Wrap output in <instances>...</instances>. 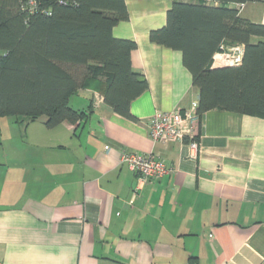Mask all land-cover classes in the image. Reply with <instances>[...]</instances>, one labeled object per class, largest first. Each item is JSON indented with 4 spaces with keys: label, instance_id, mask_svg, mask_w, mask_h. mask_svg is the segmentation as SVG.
<instances>
[{
    "label": "crops",
    "instance_id": "obj_1",
    "mask_svg": "<svg viewBox=\"0 0 264 264\" xmlns=\"http://www.w3.org/2000/svg\"><path fill=\"white\" fill-rule=\"evenodd\" d=\"M172 3L125 0L128 18L113 28L135 42L132 67L148 82L130 103L135 119L80 89L71 106L90 104L85 121H30V147L0 159V264H264V117L202 113L195 156L186 142L149 135L156 111L198 107L182 53L150 40ZM229 5L264 23V1ZM123 151L152 153L172 171L143 182Z\"/></svg>",
    "mask_w": 264,
    "mask_h": 264
},
{
    "label": "trees",
    "instance_id": "obj_2",
    "mask_svg": "<svg viewBox=\"0 0 264 264\" xmlns=\"http://www.w3.org/2000/svg\"><path fill=\"white\" fill-rule=\"evenodd\" d=\"M0 0V116L45 125L87 119L70 105L78 90L101 92L112 111L135 119L130 103L148 88L131 63L135 42L113 35L128 18L125 0ZM173 0L166 23L150 40L179 50L198 88L197 113L226 110L264 117V23L240 16L238 6L264 0ZM243 45L241 61L212 67L214 55Z\"/></svg>",
    "mask_w": 264,
    "mask_h": 264
},
{
    "label": "built area",
    "instance_id": "obj_3",
    "mask_svg": "<svg viewBox=\"0 0 264 264\" xmlns=\"http://www.w3.org/2000/svg\"><path fill=\"white\" fill-rule=\"evenodd\" d=\"M35 0H26L23 7L33 8ZM242 48H228L214 55V62H225L236 64L241 61ZM199 114L196 110H168L156 111L148 120L149 135L154 142H186L190 155L195 156L199 148V141L196 139ZM106 149H109L106 147ZM120 162L138 174L143 182L164 176L172 171L170 166L157 158L152 153H130L123 151L120 155Z\"/></svg>",
    "mask_w": 264,
    "mask_h": 264
},
{
    "label": "rangeland",
    "instance_id": "obj_4",
    "mask_svg": "<svg viewBox=\"0 0 264 264\" xmlns=\"http://www.w3.org/2000/svg\"><path fill=\"white\" fill-rule=\"evenodd\" d=\"M80 96V93L74 94L70 99V105L74 106L72 102L80 100ZM39 117L46 119L45 116ZM28 122L30 120L21 115L9 114L0 116V159L6 157L8 153L30 147V142L26 138L25 128Z\"/></svg>",
    "mask_w": 264,
    "mask_h": 264
}]
</instances>
